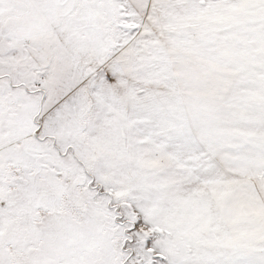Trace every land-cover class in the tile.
<instances>
[{
  "label": "snow or ice",
  "instance_id": "snow-or-ice-1",
  "mask_svg": "<svg viewBox=\"0 0 264 264\" xmlns=\"http://www.w3.org/2000/svg\"><path fill=\"white\" fill-rule=\"evenodd\" d=\"M0 264H264V0H0Z\"/></svg>",
  "mask_w": 264,
  "mask_h": 264
}]
</instances>
